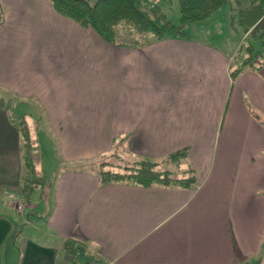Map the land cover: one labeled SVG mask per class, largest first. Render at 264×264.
Listing matches in <instances>:
<instances>
[{
  "label": "crops",
  "instance_id": "0c3cea01",
  "mask_svg": "<svg viewBox=\"0 0 264 264\" xmlns=\"http://www.w3.org/2000/svg\"><path fill=\"white\" fill-rule=\"evenodd\" d=\"M186 36L125 48L48 0H0V91L39 102L64 165L48 183L43 229H14L20 264H248L263 252L264 61L231 78L237 37L219 46ZM1 110L0 201L19 193L22 171L20 133ZM118 137L150 158L187 147L196 187L100 185L79 170ZM9 212L0 248L18 221Z\"/></svg>",
  "mask_w": 264,
  "mask_h": 264
},
{
  "label": "trees",
  "instance_id": "16d2710c",
  "mask_svg": "<svg viewBox=\"0 0 264 264\" xmlns=\"http://www.w3.org/2000/svg\"><path fill=\"white\" fill-rule=\"evenodd\" d=\"M53 9L70 18L82 27H91L103 41L125 48L140 49L147 44L161 41L167 36L187 38L185 27L212 17L227 0H177L180 18L175 24L153 0H48ZM171 3L172 0H164ZM237 23L244 33L258 38L264 33V0H235ZM130 39L124 41L119 35ZM257 60V61H254ZM264 56L255 51L250 42H242L230 65L231 78L245 67L257 68ZM30 99H27L28 104ZM8 101V99H7ZM32 104V103H31ZM17 125L22 139V175L20 197L25 204L30 202V193L43 181L42 173L37 176L29 137L27 115H22ZM94 164L79 170L94 172L100 185L120 183L141 187H165L194 189L197 185L196 171L189 160L188 148L184 147L160 158L133 154L126 146V139L113 140L110 151L99 154ZM90 160V159H89ZM12 196V198H14ZM2 199V198H1ZM75 241L65 240L62 247L70 254L75 253ZM86 256L84 258H88Z\"/></svg>",
  "mask_w": 264,
  "mask_h": 264
},
{
  "label": "rangeland",
  "instance_id": "374dc122",
  "mask_svg": "<svg viewBox=\"0 0 264 264\" xmlns=\"http://www.w3.org/2000/svg\"><path fill=\"white\" fill-rule=\"evenodd\" d=\"M89 1L91 3L95 2V0ZM153 1L162 8V10L175 24H178L180 13L177 0H172L171 3H167L164 0ZM236 7L237 3L235 0H227V2L212 15V17H214L212 21H202L189 24L190 26H188V31L185 30V32L190 36L203 34L206 39L219 46H222L225 42L233 43L232 40H234V37H237L239 45L242 42H250L255 51H263L264 33L258 38H252L248 32L244 33L242 27H240L237 23V16L234 14V8ZM4 15L5 11H3L2 19L4 18ZM216 20L219 22V28H217L219 33H217L216 29H214V21ZM119 36L124 41H128L130 39L128 36L123 34ZM23 101L24 98L15 93L0 91V107L5 110L0 109L3 116L5 113L9 115L12 118V123L17 127V125H19V121L23 118L22 115H27L25 119L28 123L29 137L34 142L32 146L34 158L37 156V159H34V164L38 170L37 173L40 175L42 173L43 181H39L40 184L38 187L30 193V202L28 204L20 201V197L12 198L6 195L2 196L0 201V210L5 212V214L9 211L11 213H17V216L19 217H17V222H12L13 224L11 225V228L13 227V230H11V232L6 236L3 246L0 248V264H20L23 246L21 239H19L20 237L17 241H15L17 235L16 233H13L15 228H17L19 232H22L23 230V236L21 237H25L27 234L35 235L37 230L34 228H38L39 230L43 229V222L45 219L43 214H46L43 210L46 205H48L49 201L48 183L49 181H55L56 174L59 170L58 167L64 166L60 160L57 139L50 131H48V124L39 102L30 98L29 105L19 104ZM21 144L22 141L19 147L22 159ZM97 159L98 158L82 162L79 164V167H88L90 164H94ZM39 174H37L36 177H38ZM16 194L18 195L19 193ZM248 264H264V250L260 255L252 257Z\"/></svg>",
  "mask_w": 264,
  "mask_h": 264
},
{
  "label": "built area",
  "instance_id": "2783aa9c",
  "mask_svg": "<svg viewBox=\"0 0 264 264\" xmlns=\"http://www.w3.org/2000/svg\"><path fill=\"white\" fill-rule=\"evenodd\" d=\"M84 249L81 245L77 246L75 253L73 254L74 258H79L83 255ZM82 264H98V261L93 257L84 258Z\"/></svg>",
  "mask_w": 264,
  "mask_h": 264
}]
</instances>
